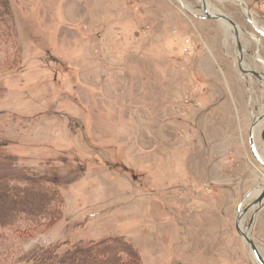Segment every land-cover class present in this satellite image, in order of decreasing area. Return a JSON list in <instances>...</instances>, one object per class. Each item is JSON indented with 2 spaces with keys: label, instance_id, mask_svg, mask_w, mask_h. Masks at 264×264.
Wrapping results in <instances>:
<instances>
[{
  "label": "rangeland",
  "instance_id": "1",
  "mask_svg": "<svg viewBox=\"0 0 264 264\" xmlns=\"http://www.w3.org/2000/svg\"><path fill=\"white\" fill-rule=\"evenodd\" d=\"M241 1L206 4L264 74L247 14L264 28V0ZM198 15L200 0H0V181L43 179L63 200L53 226L0 227V264L112 236L142 264H257L235 224L264 184L249 140L264 82L241 73L233 28ZM232 141L255 186L231 170Z\"/></svg>",
  "mask_w": 264,
  "mask_h": 264
},
{
  "label": "trees",
  "instance_id": "2",
  "mask_svg": "<svg viewBox=\"0 0 264 264\" xmlns=\"http://www.w3.org/2000/svg\"><path fill=\"white\" fill-rule=\"evenodd\" d=\"M62 195L43 179L25 182L0 181V227L56 224L62 217ZM32 264H142L132 242L112 236L88 244L77 243L63 253L41 249Z\"/></svg>",
  "mask_w": 264,
  "mask_h": 264
},
{
  "label": "water",
  "instance_id": "3",
  "mask_svg": "<svg viewBox=\"0 0 264 264\" xmlns=\"http://www.w3.org/2000/svg\"><path fill=\"white\" fill-rule=\"evenodd\" d=\"M236 2H238L239 4L244 5V3L241 0H234ZM202 3V8L204 11V16L203 15H198V18H203V19H211V20H215V21H220L221 23H223L224 25L230 26V29L234 30V36L236 38L237 41V45H238V54H239V61H238V65H239V69L241 70V72L245 73V74H251V75H255L256 77L260 78L261 81L264 82V74L263 73H258L254 70H245L243 65H244V57H243V52L244 49L241 45L240 39H239V30L240 27L239 25L233 21L228 15L225 14H221L219 12H210L209 8L207 7L206 4V0H201ZM246 10L247 7H245ZM248 15L250 16V13L247 11ZM251 18V16H250ZM252 22H254V20L251 18ZM245 32V30H243ZM250 38L254 39L252 34L245 32ZM256 41V40H255ZM257 44L260 46V41H256ZM259 51L260 48L257 51V56L259 55ZM258 60L262 63H264V61L259 58L258 56ZM264 119V115L260 116L259 118L256 117V121L253 123L252 125V130L250 133V147H251V152L254 156V158L259 162V164L264 168V160L262 159V156L260 155V152L257 148V144H256V139L254 138V128L261 122V120ZM261 137L262 140L264 142V128L263 131L261 133ZM259 190V191H258ZM249 200H251V202L249 204L246 205V202H248ZM264 206V184L263 187H257L254 188L253 190L249 191L246 196L244 197V199L242 200V203L240 205V210H239V214L236 220V224H235V228L238 232V234L240 235V237L243 239V241L245 242V244L249 247L251 255L253 256V258L256 260L257 264H264V256L262 255L260 248L257 246L254 238L250 235V230L253 227L254 224V219L256 214L258 213L259 210H261ZM252 211V216L249 220V222L247 224H244V217Z\"/></svg>",
  "mask_w": 264,
  "mask_h": 264
},
{
  "label": "crops",
  "instance_id": "4",
  "mask_svg": "<svg viewBox=\"0 0 264 264\" xmlns=\"http://www.w3.org/2000/svg\"><path fill=\"white\" fill-rule=\"evenodd\" d=\"M236 142H233L232 141V144H235ZM236 146L238 148V145L236 143ZM231 157L232 158H235V160L233 159V162H234V167L231 169H237V172H239L238 176L242 179H244V181L240 183V185H244V183H249V182H253V186L256 185V183L259 182V176L258 177H254L252 174L255 173L253 171H251L250 167L246 164L247 160L245 158V156H241V150L238 148V149H232L231 150ZM239 155L240 158H238V160H236V157ZM236 156V157H235ZM246 167V169L243 167ZM250 168V169H249ZM252 173V174H251ZM257 174V172H256ZM230 176L233 178V175L230 174ZM245 176L247 178H245ZM248 185V184H246ZM251 188H247V189H244L243 193L246 194ZM250 217L248 218V220L251 218V212L247 214V216ZM247 218V217H246ZM252 232H253V236H254V240L260 245H264V206L261 210L258 211V213L256 214L255 216V219H254V224H253V227H252Z\"/></svg>",
  "mask_w": 264,
  "mask_h": 264
},
{
  "label": "flooded vegetation",
  "instance_id": "5",
  "mask_svg": "<svg viewBox=\"0 0 264 264\" xmlns=\"http://www.w3.org/2000/svg\"><path fill=\"white\" fill-rule=\"evenodd\" d=\"M258 31H259V33L263 36V38H264V28H262L261 26H260V28L258 29ZM262 59V58H261ZM263 60V59H262ZM264 61V60H263ZM260 81V80H259Z\"/></svg>",
  "mask_w": 264,
  "mask_h": 264
},
{
  "label": "bare ground",
  "instance_id": "6",
  "mask_svg": "<svg viewBox=\"0 0 264 264\" xmlns=\"http://www.w3.org/2000/svg\"><path fill=\"white\" fill-rule=\"evenodd\" d=\"M201 1V0H200ZM256 26H257V24H255ZM254 37V36H253ZM255 38V37H254ZM255 40H257L256 38H255ZM264 64V63H263ZM263 116V115H262ZM259 191V190H258Z\"/></svg>",
  "mask_w": 264,
  "mask_h": 264
}]
</instances>
